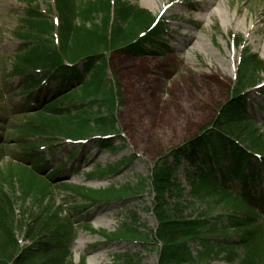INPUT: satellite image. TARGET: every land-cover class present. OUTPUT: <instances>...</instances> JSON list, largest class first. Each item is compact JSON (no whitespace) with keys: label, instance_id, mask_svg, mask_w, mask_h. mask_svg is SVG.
<instances>
[{"label":"trees","instance_id":"1","mask_svg":"<svg viewBox=\"0 0 264 264\" xmlns=\"http://www.w3.org/2000/svg\"><path fill=\"white\" fill-rule=\"evenodd\" d=\"M34 2L14 32L24 45L11 61L10 76L18 83L11 95L21 99L11 109L0 106V116L24 120L0 127V160L12 139L2 131L13 129L21 151L12 157L36 182L40 213L33 218L35 229L29 225L24 236L31 245L22 248L16 198L0 183V264H74L79 223L74 217L82 208L75 206L64 216L50 203V186L62 174V165L52 168L44 149L55 155L63 146L56 143L60 140L66 145L93 142L103 151H115L119 90L108 79L111 53L144 58L165 55L169 46L158 19L126 0H53L44 13ZM239 63L232 97L216 119L199 136L159 157L151 171L159 264H196L188 247L194 241L208 253H227L228 264H234L237 250L245 255L238 264H264V138L248 116L247 93L257 86L264 62L244 48ZM1 95L6 96L0 85ZM181 169L191 196L226 204L231 213L214 223L171 214L168 202L184 191L175 183ZM116 171L109 167L95 174L105 177ZM89 201L101 203L98 198ZM124 264L134 262L127 259Z\"/></svg>","mask_w":264,"mask_h":264},{"label":"rangeland","instance_id":"2","mask_svg":"<svg viewBox=\"0 0 264 264\" xmlns=\"http://www.w3.org/2000/svg\"><path fill=\"white\" fill-rule=\"evenodd\" d=\"M126 1L158 18L169 51L144 58L125 51L111 53L108 79L119 90L115 151H103L93 142L66 145L60 140L56 143L63 146L55 150V155L44 149L52 168L62 165V174L50 186V203L60 207L64 216L73 213L75 206L82 208L74 217L79 221L72 249L74 264H97L94 259L99 257V264H124L127 259L134 264H159L151 186L156 161L199 136L216 119L221 106L232 97L244 48L264 62V0H162L152 9L144 6L148 0ZM32 2L43 13L53 5V0H0V85L6 95L0 96L3 108L11 109L21 99L18 94L11 95V89L18 86L10 76L11 61L24 45L14 32ZM217 7L228 13L230 22L225 23L219 16L209 17ZM201 42L204 46L199 48ZM217 65L222 66L219 76L214 77L210 67L216 72ZM256 79L257 86L247 91L248 116L257 122L256 132L264 138V69ZM23 120L0 116V127L8 129ZM6 129L2 133L12 139L5 147V158L0 160V183L16 198L17 236L24 248L31 245L24 236L29 225L35 229L33 218L40 213L36 182L29 170L12 157L21 149L14 137L16 132ZM72 155L76 156L73 160ZM109 167L117 168L116 173L105 177L95 174ZM175 183L184 189L181 198L173 197L168 202L171 214L177 218L206 217L214 223L216 217L231 213L226 204L204 195L191 196L182 169ZM96 198L101 203L89 201ZM79 238L85 244L76 249ZM188 247L196 264H228L231 258L227 253H208L199 242H190ZM233 255L234 264L245 256L242 250Z\"/></svg>","mask_w":264,"mask_h":264},{"label":"bare ground","instance_id":"3","mask_svg":"<svg viewBox=\"0 0 264 264\" xmlns=\"http://www.w3.org/2000/svg\"><path fill=\"white\" fill-rule=\"evenodd\" d=\"M163 2L162 0H148L145 2V5L146 7H149L150 9H152L153 7H155L156 5H161ZM211 4V3H210ZM208 9V5L206 4L205 7L202 9V11L206 12V10ZM214 16H219L220 18H223V20L225 21V23L227 22H230L231 20L229 19V16H228V13H226L225 10H223L221 7H217L216 10H213V12H211L209 14V17L212 18ZM192 41V39L190 38L189 39V42ZM204 46V43L201 42L198 47L201 48ZM221 66L222 65H217L216 66V69L217 71L214 72L212 67H210V69L212 70V73H213V76L214 77H217L219 76V73H220V69H221ZM85 244V242L83 241V238H79L77 239V245H76V249H81L83 247V245ZM99 258H95L94 261L99 264Z\"/></svg>","mask_w":264,"mask_h":264}]
</instances>
